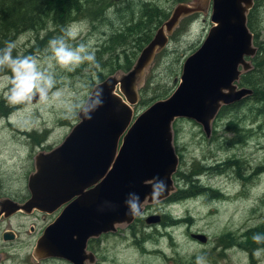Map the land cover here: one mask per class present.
I'll return each mask as SVG.
<instances>
[{"label": "rangeland", "instance_id": "374dc122", "mask_svg": "<svg viewBox=\"0 0 264 264\" xmlns=\"http://www.w3.org/2000/svg\"><path fill=\"white\" fill-rule=\"evenodd\" d=\"M114 1L115 6H119L126 0ZM127 1L134 4L136 10L142 4L141 0ZM144 1L154 2L168 12V16L178 3L191 6L194 11L181 15L167 34L168 42L154 53L137 76V100L131 106L133 118L154 101L171 94L179 82L184 58L198 48L212 25L209 19L212 0ZM254 7L259 27L256 29L257 41L264 48V0H258ZM109 11L104 24L82 21L69 25L78 32L77 39L69 40V44L84 43L96 53V47L114 27L121 29L124 25L115 8ZM181 26L185 31L178 35L176 30ZM49 31L45 43L36 49H40L36 51L39 53L28 54L36 56L41 66L54 74L56 88L63 91V101L73 104L85 100L93 85L100 82L98 69L85 62L69 72L50 60L49 41L59 34L52 27ZM46 33L47 30L40 29L18 34L11 41L16 45L13 56L21 55L35 43V37L43 38ZM170 35L178 37L171 39ZM179 59H182L181 64L176 63ZM116 72L120 75L126 71L117 70L111 74ZM8 76L6 72L0 73V99L6 98L10 88ZM154 91L165 94L150 103H140L142 95L148 98ZM248 99L228 104L231 106L212 120L209 135L193 120L176 118L173 121L172 142L178 155L177 169L172 176L174 191L187 189L191 180L197 181L201 192L179 201L163 199L142 204L141 219L150 214H164V222L147 225L136 221L135 235L126 225H120L116 232H109L100 240H90L88 250L95 252V264H196V257L200 255L206 257V264H264V247H257L260 249L258 255L257 248L252 249L251 258L250 250L238 246L246 240L241 231L264 227V116L252 120L250 111V107H264V103ZM2 109H6V113L0 112V196L18 200L27 194L26 179L33 171L35 154L57 146L79 118H65L67 108L59 101L45 103L36 99L30 105H12L5 100ZM236 118L249 130L240 143H233L234 133L226 130V122ZM44 130L47 132L39 139V144L30 142L31 138L26 135L31 132L42 134ZM44 216L17 212L0 219V233L8 229L14 234L11 240L4 241L0 237V264H71L59 258L36 260L32 255L36 237L50 222V218ZM194 233L204 234L206 242L193 238ZM226 233H230L228 239L223 237ZM146 236H149L147 240Z\"/></svg>", "mask_w": 264, "mask_h": 264}, {"label": "water", "instance_id": "95a60500", "mask_svg": "<svg viewBox=\"0 0 264 264\" xmlns=\"http://www.w3.org/2000/svg\"><path fill=\"white\" fill-rule=\"evenodd\" d=\"M254 1L212 0V25L198 48L184 58L175 89L133 118L137 76L168 42L167 34L181 15L194 11L178 3L129 70L98 82L103 87V105L92 113V118L78 116L79 121L57 146L35 154L33 171L26 179L28 197L21 203L0 199V217L16 211L28 214L33 209L51 213L64 205L36 237L32 248L36 260L93 263L88 240L114 232L117 226L135 219L127 214L125 205L130 194L139 195L142 209V204L155 202L151 193L159 187L157 180L167 184L160 201L174 191L172 176L178 155L172 142L173 121L193 120L209 135L211 122L222 105L252 94L250 88L239 86L237 81L252 67L249 58L257 50L247 26V13ZM159 219L153 214L145 221L158 223ZM192 236L206 242L204 234ZM13 237L9 230L1 234L4 241Z\"/></svg>", "mask_w": 264, "mask_h": 264}, {"label": "trees", "instance_id": "16d2710c", "mask_svg": "<svg viewBox=\"0 0 264 264\" xmlns=\"http://www.w3.org/2000/svg\"><path fill=\"white\" fill-rule=\"evenodd\" d=\"M257 1L254 2L247 13V26L253 33V45L257 46V50L254 56L249 58L253 66L240 75L237 84L252 90V94L242 98L241 101L249 98L248 100L253 99L256 103L260 102L259 104H262L264 103V48L260 47L261 45L257 41L256 36V29L259 27L255 17L256 7L254 6ZM141 3L136 10L134 4H131L127 0L123 5L119 6H115L114 0H0V49L4 48L7 42H11L18 34L24 31L44 29L47 30L46 35L43 38L35 37V43L25 49L21 56H26L33 51L39 53L36 51L40 49H36L40 48L49 37L50 27L54 28L59 36H61L65 29L77 22L86 21L93 23L94 21H98L104 24V22H107L105 20L107 19L106 15L110 13L109 10L115 8V12L121 14L120 18L123 19L124 25L121 29L114 27L113 32L96 47L95 57L99 65V67H96L98 69L97 77L98 81H102L108 73L111 74L117 70H129L140 50L152 38L155 29L169 17V13L154 2L141 0ZM182 29V26L177 28L176 33L180 35L185 31V29ZM169 37L176 39L178 36L170 35ZM181 61L182 59H179L176 63L181 64ZM92 68L94 69L95 67L92 65ZM4 72L11 75L10 70L5 69ZM161 94L164 95L165 93ZM162 95L157 94V91H154L148 98L142 95L140 103H150L151 100ZM5 100L6 98L0 99V112L4 115L6 109H2V102ZM229 106L231 105H222L215 117L220 115ZM250 111L252 112V120L257 119L259 115L264 116V107H250ZM226 130L234 133L233 143L243 142L247 135L246 132L249 131L244 128V123L238 122V118L227 121ZM46 132L47 130H44L42 134L31 132L26 135L31 138L30 142L33 141L35 144H39L42 137H45ZM50 148L47 147V150ZM177 174L175 173V176ZM195 182L197 181L190 180L187 189L178 188L165 201H179L199 194L201 192L200 187ZM136 218L137 220L135 221L143 223V219L140 216ZM256 233L264 234V227L257 226L251 234H249V231L244 234L246 235V240L244 242L241 241V244L245 243L248 250L264 247V244H257L253 241L252 236ZM148 238L149 236H146L145 240ZM257 250L260 249L257 248Z\"/></svg>", "mask_w": 264, "mask_h": 264}, {"label": "clouds", "instance_id": "9594fccd", "mask_svg": "<svg viewBox=\"0 0 264 264\" xmlns=\"http://www.w3.org/2000/svg\"><path fill=\"white\" fill-rule=\"evenodd\" d=\"M77 36L78 32L69 27L64 30L63 35L50 40L48 47L51 56L49 59L54 60L62 69L69 72L74 71L85 62L99 67L95 52L90 51L84 43L76 46L69 44V40L74 41ZM15 47L16 45L13 42H7L6 46L0 49V73H3L5 69L10 70L11 73L7 77L10 85L6 93L8 103L12 105H30L36 99L45 103L59 101L62 106L67 108L65 115L67 119L77 116L91 119L92 113L103 105V87L99 83L95 92L85 100L73 104L63 101L61 99L63 91L56 88L57 80L54 74L43 68L36 56H13ZM156 183L159 187H154L151 195L155 202H159L167 191V184L162 180H157ZM125 205L128 208V215L133 217L143 215L138 194H130L125 200ZM252 239L257 244H264V234L256 233L252 236ZM258 254L259 250H257ZM196 264H206V257L197 256Z\"/></svg>", "mask_w": 264, "mask_h": 264}, {"label": "flooded vegetation", "instance_id": "af4514ba", "mask_svg": "<svg viewBox=\"0 0 264 264\" xmlns=\"http://www.w3.org/2000/svg\"><path fill=\"white\" fill-rule=\"evenodd\" d=\"M228 163V162H227ZM28 197V193L26 194V196L24 197V198H22V199H15V198H11V197H7V196H0V199H2V198H9V199H11V200H14V201H16V202H19V203H21V202H23L26 198ZM174 202V201H173ZM64 207V205L63 206H61V207H59L58 209H56V210H54L53 212H51V213H46V212H41V211H39V210H35V209H33V210H31L28 214H24V215H31V214H35V213H37V214H44L46 217H48V218H50V222L57 216V214L62 210V208ZM143 209V208H142ZM17 212H20V211H16L15 213H17ZM143 212V211H142ZM15 213H13V214H15ZM22 213V212H21ZM13 214H11L10 216H12ZM150 215H153V214H150ZM156 215H159L160 216V219H159V223H163L164 222V220H163V215L164 214H156ZM45 216H44V218H45ZM149 216V215H148ZM9 217V216H8ZM137 217V216H136ZM135 217V218H136ZM140 217H142V216H140ZM147 217V216H146ZM145 217V218H146ZM1 218H7V217H0V219ZM139 218V217H138ZM145 218H142L143 219V222L145 223V224H147V225H149V224H152V223H146V221H145ZM135 220H137V218L136 219H134L132 222H130L129 224H126V227L128 228V230H131V233L133 234V235H135L134 233H135V229H137V228H135L134 229V227H135V223H136V221ZM47 225V224H46ZM122 225H125V224H122ZM120 226V225H119ZM118 227V226H117ZM117 227H116V230L114 231V232H116L117 231ZM3 230H8V229H3ZM3 230L1 231V233H0V237H1V234H2V232H3ZM43 230V229H42ZM255 230V228L253 229V227H251V228H248V229H246V230H244V231H241V234L243 233V234H246L248 231H249V234H251L253 231ZM232 231H234L235 232V229H233ZM113 232V233H114ZM106 234H108V233H105V234H101L100 236H98V237H94V238H90L89 240H88V243H87V250L89 249V247H88V244H89V241L91 240V241H93V239H96V238H98L97 240H100L102 237H104V236H106ZM223 237H226L227 239L230 237V233H226V234H224L223 235ZM14 238V237H13ZM12 238V239H13ZM96 240V241H97ZM232 242V241H231ZM241 242V241H240ZM205 243V242H204ZM230 246H232L233 244L231 243V244H229ZM91 246V245H90ZM224 246H225V244H224ZM239 247H241V248H243V249H247V247L245 246V243H243V244H241L240 243V245H238ZM228 248H230V247H228ZM253 249V248H252ZM248 250V249H247ZM89 251H91V249L89 250ZM252 250H250L249 252H250V255H251V258H252V252H251ZM93 253H94V258L96 259V254H95V252L94 251H92ZM95 259H94V261H93V263H89V264H95Z\"/></svg>", "mask_w": 264, "mask_h": 264}, {"label": "bare ground", "instance_id": "6f19581e", "mask_svg": "<svg viewBox=\"0 0 264 264\" xmlns=\"http://www.w3.org/2000/svg\"><path fill=\"white\" fill-rule=\"evenodd\" d=\"M91 23V22H90ZM34 49V48H33Z\"/></svg>", "mask_w": 264, "mask_h": 264}]
</instances>
